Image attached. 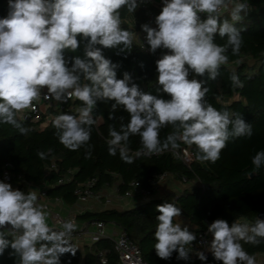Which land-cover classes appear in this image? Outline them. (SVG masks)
I'll return each instance as SVG.
<instances>
[{"label": "clouds", "instance_id": "9594fccd", "mask_svg": "<svg viewBox=\"0 0 264 264\" xmlns=\"http://www.w3.org/2000/svg\"><path fill=\"white\" fill-rule=\"evenodd\" d=\"M122 7L134 12L137 0H8V15L0 18V122L11 124L26 135L30 129L18 123L16 114L30 108L46 87L45 99L67 102L75 97L84 105L78 109V117L65 113L53 120L60 143L71 151L90 140L95 123L92 112L98 100L114 101L113 113L119 105L130 116L119 131L109 127L111 139L107 141L109 155L115 156L118 151L126 163L133 160L127 147L132 135L140 137L147 154L175 150L179 147L177 141H181L196 145L197 160L212 163L220 158L230 138L251 137L252 125L239 113L220 111L206 103L204 98L210 91L204 87L206 81L188 78L191 69L198 76L207 73L209 80H216L221 65L228 62L229 47L233 55L239 54L242 38L235 24L250 5L236 0H163L162 10L155 18L157 27L141 25L152 53L169 50L156 61V69L160 90L170 100L142 92L134 83L130 86L127 72L123 79H117L119 65L105 58L97 47L123 45L121 52L131 48L132 34L121 28ZM228 8L232 22L221 21L218 13ZM199 13H207L206 18L202 20ZM217 33L221 38L227 37L225 45L214 42ZM78 36L88 40L86 59L74 57L68 67L64 52L77 50ZM81 77L90 83L81 85ZM229 79L234 87L244 86L235 73ZM113 113L109 119H114ZM167 125L175 130L161 142L160 129ZM37 155L44 159L46 153L38 151ZM135 155L138 157L141 152ZM252 164L257 170L264 167V150L256 153ZM37 200L35 191L25 193L0 181V229L11 226L8 231H0V255L10 247V255L18 256L19 264H60L63 254H76L71 243L76 226L69 220L64 222L62 231L53 230L47 223L48 213ZM156 210L157 256L169 260L175 252L177 259L188 260L186 245L196 236L187 226L173 222L182 210L167 202ZM207 231L213 236L208 251L215 260L222 264H256L255 257L244 250L240 241L260 244L264 219L257 217L253 224L234 221L231 225L216 219ZM6 232L13 238H6ZM196 255L200 261H207L203 251Z\"/></svg>", "mask_w": 264, "mask_h": 264}, {"label": "trees", "instance_id": "16d2710c", "mask_svg": "<svg viewBox=\"0 0 264 264\" xmlns=\"http://www.w3.org/2000/svg\"><path fill=\"white\" fill-rule=\"evenodd\" d=\"M241 2L248 3L250 9L247 13H242L241 21L235 24L241 31L242 38L239 54L233 55L229 47L226 52L228 62L221 65L216 80H209L207 73L198 76L189 70L190 80L206 81L204 87L210 89L204 98L206 103L220 111L239 113L246 123L252 125V136L230 138L215 163L197 160L196 145H187L181 141H177L179 147H188L192 154L188 165L170 150L160 154H145L143 151L146 150L138 135L130 136L127 142L129 155L133 157L132 163L123 161L118 151L115 156L109 155V127L119 131L122 124L128 123L130 116L119 105L113 113L112 105L115 102L105 100H98L94 107L96 117H93L95 123L91 126L90 140L80 149L71 151L60 143L53 120L65 113L78 117V111L74 109L84 105L75 98L63 109L48 107L37 121L23 120L21 112L17 113L18 123L30 129L26 135H22L13 125L0 122V175L7 168L11 174V183L16 189L21 190L25 184L42 187L47 198H59L69 205L76 201L75 189L89 179L95 178L91 186L93 192L109 186L107 188H116L118 195L129 190L131 182L136 181L149 190L151 197L148 200L124 209L107 207L98 211L85 210L77 213L75 219L84 222L98 220L106 225L119 226L138 246L146 264H222L209 252L205 254L207 261H200L187 245L186 249L190 253L188 260L177 259L178 253L175 252L169 260H163L157 256L154 248V232L158 224L157 206L166 202L182 210L181 217L194 226L192 230L189 229L193 234L204 231L207 222L218 218L228 223L242 218L253 224L258 213L264 211V167L257 170L252 164L256 153L264 150V0ZM137 4L134 12H129L127 7L119 10L121 28L132 34L131 48L121 52L123 45L116 48L97 47L101 48L105 58L119 65L116 69L117 79H123L127 72L131 76L130 86L134 83L142 92L170 100L171 97L160 90L162 86L158 84L156 69V61L169 52L157 49L152 53L148 44L144 48L136 40V34L143 32L141 25L151 26L153 23V20H148L147 11L157 16L161 10L157 11L150 2L137 0ZM7 5L8 0H0V18L8 15ZM199 15L203 20L207 13ZM218 15L221 21L228 19L232 22L230 8ZM77 39V50L64 52L68 67H71L74 57L86 59L85 46L88 40L82 36ZM214 42L225 45L227 37L221 38L217 33ZM233 73L243 83L242 88L233 86L229 79ZM86 83L90 82L81 77L80 84ZM110 113H113L114 119H109ZM174 130L172 125L161 128V142ZM38 151L46 153L44 159L38 157ZM137 151L141 152L138 157L135 155ZM163 173L176 182H181L184 178L188 186L180 189L171 184V189L163 188L162 193L154 194L153 187L159 183L153 184L154 176ZM6 238L12 239L7 233ZM258 239H261L258 245L244 241L240 243L255 260L261 255L259 264H264V238ZM98 252L105 256L106 264H116L117 254L113 248V240L107 236L87 245L82 257L78 249L75 256L63 254L60 264H94ZM10 253L13 250L9 247L0 255V264H19V257Z\"/></svg>", "mask_w": 264, "mask_h": 264}, {"label": "built area", "instance_id": "2783aa9c", "mask_svg": "<svg viewBox=\"0 0 264 264\" xmlns=\"http://www.w3.org/2000/svg\"><path fill=\"white\" fill-rule=\"evenodd\" d=\"M143 2H148L147 0H141ZM236 2H241V0H236ZM246 3V2H245ZM248 4V3H247ZM7 9L8 5H7ZM223 10L221 9L219 13H221ZM148 20H153V23L151 27H157L155 24V18L156 16L154 13L147 11ZM146 33L145 32H139L136 34V40L141 45V47L146 48ZM166 52H169V50L164 49ZM45 95H48L47 88L44 90H41V95L37 100L33 101V104L30 108L25 109L21 112V118L23 120L28 121H37L41 118V115L45 112V110L48 107L63 109L69 105V102L75 99V97H72L71 99H68L67 102H55L54 99H45ZM74 110L78 111L77 108ZM79 115V113H78ZM174 156L178 157L183 163L189 164L192 159V154L188 147L180 146L175 150L169 149ZM143 153L147 154L146 151H143ZM165 179V174H159L154 176L153 184L156 185L158 182ZM0 181L11 183V174L7 168H5L1 175H0ZM95 178L87 180L85 183L80 184L76 189V201L71 204L72 210L76 211L75 214L68 213V214H62L60 211L54 210L51 208L49 203V198L45 196V193L40 190L37 194L38 200L37 204L40 205L44 211L48 213V216L51 220L50 228L56 231H62L63 230V224L66 221L71 220L75 224V215L81 211L84 210V206L90 199L98 200L103 202L105 204H110L111 199L113 197H130L135 194L142 195V196H149L150 192L149 190L143 188L138 182L134 181L131 182L130 186L131 188L127 191H125L122 195L117 194L116 188H113L112 193L111 192H104V190L109 187L106 186L105 188L101 189L98 192H93L91 190V186L94 184ZM181 183L187 184V181L182 178ZM155 189V187H153ZM54 201L58 202L61 201L59 198H54ZM220 219V218H218ZM234 221L245 223L246 221L242 218L236 219ZM233 221V222H234ZM213 221L207 222V227L204 231L198 232L194 234L196 236V240L193 241L191 244L187 245L188 248L193 252V254L196 255L197 252L203 251L205 254L208 253L207 247L210 242V234L207 231L208 226ZM232 223V222H231ZM231 223H229L231 225ZM248 223V222H247ZM112 225V230L107 235L105 234V227L106 224L102 221L94 220L90 222H86L83 226L80 228H76L71 233V243L73 238L76 237H83L87 240V245H91L93 242L98 240L100 237L107 236L112 238L113 240V248L114 251L117 254V260L116 264H146V262L143 260L141 253L139 251L138 246L131 240V238L127 235L125 230L120 228L119 226L115 224ZM11 229L10 225L5 226V228H2L3 231H8ZM7 233V232H6ZM11 236V234L7 233ZM12 237V236H11ZM13 238V237H12ZM39 247V246H37ZM107 260L105 256L102 254V252H98L97 259L94 262V264H106Z\"/></svg>", "mask_w": 264, "mask_h": 264}, {"label": "crops", "instance_id": "0c3cea01", "mask_svg": "<svg viewBox=\"0 0 264 264\" xmlns=\"http://www.w3.org/2000/svg\"><path fill=\"white\" fill-rule=\"evenodd\" d=\"M148 2H150V4L158 11V10H162L163 7V0H147ZM46 88V87H45ZM45 88L41 89L44 90ZM13 189H16L14 184H11ZM187 184H184L183 187H179L180 189H183L185 187H187ZM42 187H37V186H32V185H27L25 184L23 186V188L21 189V191H24L25 193H27L28 191H35L37 194L38 192L41 190ZM113 188H106L104 190V192H111L112 193ZM157 194H160L159 192ZM151 196H142V195H138L135 194L133 196L130 197H122V196H118V197H113L111 199V203L110 204H105L103 202V200L98 201V200H94V199H90L88 201V203L85 204L84 206V210H88V211H98L107 207H112V208H116V209H124V208H129L132 207L138 203H142L146 200H148ZM49 203L52 209L60 211L62 214H68V213H73L75 214L76 211L72 210V205L66 204L65 202L61 201H54L53 199H49ZM83 211L79 212L82 213ZM174 223H180L182 227L187 226L190 230H192L194 228V226L192 224H190L185 218L183 217H175L174 218ZM47 223L50 227L51 225V220L50 217L48 216L47 218ZM86 222L84 221H78L75 220V226L76 228H80L81 226H83ZM112 230V225L108 224L105 227V234H109L110 231ZM213 239L212 234H210V242ZM209 242V244H210ZM72 244L74 245L75 248L78 249V251L80 252V257L83 256L85 250H86V246H87V240L86 238L83 237H76L73 238L72 240ZM209 244L207 247V250L209 248ZM209 253H211L210 251H208ZM78 264H83L82 262H79Z\"/></svg>", "mask_w": 264, "mask_h": 264}, {"label": "rangeland", "instance_id": "374dc122", "mask_svg": "<svg viewBox=\"0 0 264 264\" xmlns=\"http://www.w3.org/2000/svg\"><path fill=\"white\" fill-rule=\"evenodd\" d=\"M55 102H58V101H56V100H54ZM171 184L173 185H176V186H178V187H183V185L185 184V183H181V182H176L175 180H173V179H171V178H169V177H165V179L164 180H162V181H160L158 184H157V186L155 187V189H154V191H155V193L154 194H157L158 192L159 193H162V191H164V189H171L172 187H171ZM164 188V189H163ZM150 196V195H149ZM261 260H262V256L261 255H259L257 258H256V260H255V262H256V264H259L260 262H261Z\"/></svg>", "mask_w": 264, "mask_h": 264}, {"label": "water", "instance_id": "95a60500", "mask_svg": "<svg viewBox=\"0 0 264 264\" xmlns=\"http://www.w3.org/2000/svg\"><path fill=\"white\" fill-rule=\"evenodd\" d=\"M92 116L93 117H96V110H95V108L93 109ZM257 217H259L260 219H264V211L259 212L258 215H257Z\"/></svg>", "mask_w": 264, "mask_h": 264}]
</instances>
